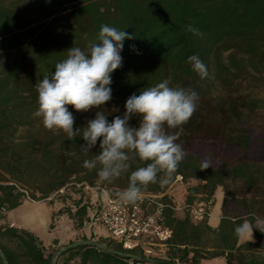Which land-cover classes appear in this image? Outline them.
I'll list each match as a JSON object with an SVG mask.
<instances>
[{
    "label": "trees",
    "instance_id": "1",
    "mask_svg": "<svg viewBox=\"0 0 264 264\" xmlns=\"http://www.w3.org/2000/svg\"><path fill=\"white\" fill-rule=\"evenodd\" d=\"M103 25L134 38L124 41L122 67L112 73V99L101 109L89 112H77L68 106L75 117L74 129L94 119L98 110L109 122L117 115L122 117L128 97L164 80H169L171 87L193 89L199 99L189 122L182 130L166 127L169 134L181 133L176 143L186 156L168 183H160L164 173H159L157 182L142 192L169 191L179 175L186 181L201 180L198 187L188 188L189 202L195 201L198 193L210 200L223 187V216L216 229L209 220L194 223L187 215L181 218L172 211L165 212V222L173 229L169 257L179 259L181 264H202L203 259L220 256L226 257V264H264V232L257 229L264 226L257 225L256 214L257 206L260 213L264 211V199L233 198L228 186L229 180H240L243 187L256 188L264 176V133L256 139L251 131L257 125L253 118L264 110V98L254 90L239 87L245 80L264 84V0H0V140L22 124L43 126L42 119L33 116L38 108L36 83L54 73L55 65L66 59L68 49L79 47L87 52L89 44L97 42ZM187 25L203 35L186 31ZM191 55H198L206 65L208 77L201 79L193 71L187 59ZM139 121V116H133L129 125L138 127ZM257 126L264 132V123ZM214 140L231 143L237 151L230 163L226 154L201 170L205 160L201 151L192 147ZM65 143L62 147L55 140L50 144L30 141L40 160L29 155L22 164L16 151L8 149L7 155L13 151L8 164L13 165L12 171L23 173L32 168L45 169L51 179L42 189L43 199H47L66 188L78 174L74 169L83 167L85 160L100 151L98 141L85 154L81 136L67 138ZM142 166L145 163L138 158L130 161L129 170L122 174L123 188L128 187L131 172ZM98 168L77 182L94 185ZM4 182L0 178L1 219L27 198L16 184ZM230 203L245 212L228 214ZM80 204L74 215L88 218V206ZM244 220L252 224L255 243H240L235 234ZM208 235L214 237L212 246L205 241ZM127 253L139 258L127 257ZM56 254V250L49 252L33 232L0 224V264H176L149 260L143 252L127 250L113 240L84 242L66 248L59 257Z\"/></svg>",
    "mask_w": 264,
    "mask_h": 264
},
{
    "label": "clouds",
    "instance_id": "2",
    "mask_svg": "<svg viewBox=\"0 0 264 264\" xmlns=\"http://www.w3.org/2000/svg\"><path fill=\"white\" fill-rule=\"evenodd\" d=\"M186 31L203 35L192 25H187ZM133 38L123 30L103 25L97 42H91L87 52L79 47L68 49L66 59L55 65L54 73L36 83L38 108L33 113L54 134L63 132L68 140L81 136L85 141L81 145L85 154L99 141V154L85 160L83 167L93 170L99 166L97 174L101 182L112 183L129 170L130 161L134 159L144 162L145 166L131 172L128 187L117 193L124 203L139 200L142 189L156 183L159 173H164L160 180L162 185L171 180L186 152L176 143L181 133L169 134L166 127L182 130L196 111L199 99L193 89L171 87L170 81L164 80L141 90L139 95L133 93L128 97L122 117L117 115L109 122L104 112L98 110L94 119L74 129L75 117L68 106L77 112H89L101 109L112 99V73L122 67L120 53L124 41ZM187 59L201 79L208 77L207 67L198 55ZM133 116L140 117L138 127L129 125ZM209 167L205 161L201 170ZM235 234L239 238L252 237L251 222L244 220L237 225Z\"/></svg>",
    "mask_w": 264,
    "mask_h": 264
},
{
    "label": "rangeland",
    "instance_id": "3",
    "mask_svg": "<svg viewBox=\"0 0 264 264\" xmlns=\"http://www.w3.org/2000/svg\"><path fill=\"white\" fill-rule=\"evenodd\" d=\"M239 87H242L243 90H254L257 95L264 98V84L256 85L252 84L249 80H245ZM253 123H255V125L264 123V110L261 111L260 115L253 118ZM257 125L253 126L251 129L256 139L264 133ZM66 139L67 136L63 132L54 134L40 124L27 123L19 125L16 129L7 132V135H4L3 140H0V178L5 179L6 182H4V184H16L19 188L27 190L31 197L24 200V202L27 203L25 206L8 212L5 219L0 218V224L3 226L10 225L18 228H21L19 226H23L24 224L27 228L38 234L40 240L49 252L54 250L57 251L56 257H59L70 244L78 242L84 243L85 241L100 242L103 240H111L105 230H98L90 226L89 214L88 218H85L82 214L74 215L79 209V203H81V206L87 205L91 197V191L86 192V190L78 188L75 183H78L77 179L80 177L91 176L94 169L88 170L84 167L77 166L74 171H77L78 174H75L71 178V181L66 188L59 192L52 193L47 199H43L42 189H44L51 180L47 171L45 169L43 170V168H32L29 172L24 173L19 172L18 170L12 171L13 165L8 164V161H10L13 151H16L17 160L20 164L25 163V160L29 155L35 160H40V156L35 152L34 146L29 144L30 141L41 140L50 144L52 140H55L57 144L63 147L66 146ZM11 148L13 151L9 152L7 155L6 151ZM192 149H199L201 151V157L210 163L218 162L222 156H225L226 154L229 156V159L226 160L230 163L231 157L237 151L233 144H226L220 140H214L211 142L202 141L198 145L193 146ZM45 166L47 165L45 164ZM12 172L14 174H12ZM191 181V187H198L202 184L199 179H191ZM124 182L122 175L114 179L112 183L101 182L99 181L98 174L93 181L94 185L103 184L108 186L115 195L125 189L122 186ZM243 184L244 183L240 180L228 181V186L233 198L242 200L244 197H248L249 200L255 198L257 201L264 199V176H261L260 185L256 188H245L243 187ZM168 188L169 192L174 194L178 200H182V198L185 197L187 198L190 191V189H187V192L184 193V189L179 183L170 185ZM223 191V187L218 191L216 205V197L206 200L207 195L200 193L194 195L195 200L205 201L211 204L212 211L214 212L212 217L213 220H215L221 213ZM42 204H44V206L46 205L50 211L53 210L51 221L47 226V233L50 235V240H48L45 229L41 225V217L38 219L33 213L34 211L36 214L37 211L40 213V211L35 208L40 207ZM30 207H34L32 213H29ZM41 210L44 212L43 209ZM258 210H260V206L256 207L257 225L264 226V211L260 213ZM241 212H245L244 208L233 206V204L230 203L228 214L237 215V213ZM30 214H32L33 218L35 217V221L31 220ZM177 216L183 218L185 217V214L180 213ZM10 219L15 220L17 224L10 222ZM37 220L40 221L39 224H36ZM89 230L90 232L88 234L86 231ZM95 232H97V234H95ZM205 241L212 246L214 237L208 235ZM157 249L159 250L157 251L158 256L162 257V255H164L162 250L164 251L166 249H164V247H157ZM62 259L63 258L60 257L59 261H62ZM179 264H181V262Z\"/></svg>",
    "mask_w": 264,
    "mask_h": 264
},
{
    "label": "built area",
    "instance_id": "4",
    "mask_svg": "<svg viewBox=\"0 0 264 264\" xmlns=\"http://www.w3.org/2000/svg\"><path fill=\"white\" fill-rule=\"evenodd\" d=\"M191 182L179 175L175 183H179L185 193L191 187ZM75 185L86 192L91 191L87 204L90 226L105 230L111 240L122 244L127 250L143 252L149 260L180 263L179 259L171 258L167 253L169 242L173 238V229L165 222L166 211H172L174 216L183 213L194 223L209 220L212 214L210 203L199 200L189 202L186 197L178 200L169 191L142 192L135 203H124L106 185H92L85 181ZM20 190L27 198H31L28 191L22 188ZM157 247L166 249L162 250V257L158 256Z\"/></svg>",
    "mask_w": 264,
    "mask_h": 264
},
{
    "label": "crops",
    "instance_id": "5",
    "mask_svg": "<svg viewBox=\"0 0 264 264\" xmlns=\"http://www.w3.org/2000/svg\"><path fill=\"white\" fill-rule=\"evenodd\" d=\"M220 189L221 188H219L217 190V192H216V194L214 196V197H216V203H215V205L217 204V200H218V198H217L218 195L217 194H218V191ZM223 201H224V192H223V197H222V202H221V213H220V215L218 217H216L215 220H213L212 217H213L214 212L212 211L211 217L209 218V225L211 227L215 228V229L219 227L220 222H221V218L223 216V213H222V204H223ZM26 204L27 203L24 202L19 208L25 206ZM43 206H44V204L40 205V207H38V208H35L36 210H39L40 213L38 211H37V214H36L35 211L33 212L34 207L33 208L32 207L29 208V213H32L33 212L35 214V216L38 217V219L41 217L40 218L41 219V225L45 229V232H46V235H47L48 240H50V237H49L50 235L47 233L48 232L47 231V226H48V223L51 221L52 214H53V210L50 211L49 208L46 205L44 207ZM41 209H43L44 212ZM38 213H39V215H38ZM30 218H31L32 221H35L36 220L35 217L33 218L32 214H30ZM10 222L16 223V221L15 220H12V219H10ZM39 222L40 221L37 220L36 221V224H39ZM19 227L24 228V229H27V230L33 232L34 234H36V232H34L31 229L27 228L24 224H23V226H19ZM98 230H101V229H98ZM86 232H88V234H89L90 230L89 231H86ZM36 235L38 236V234H36ZM247 241H251L253 243H255L257 241L256 240V236L254 234V231H253L252 237L251 236H247V237L240 238V243H244V242H247ZM226 263H227L226 257H223V256L209 258V259H203L202 260V264H226Z\"/></svg>",
    "mask_w": 264,
    "mask_h": 264
},
{
    "label": "water",
    "instance_id": "6",
    "mask_svg": "<svg viewBox=\"0 0 264 264\" xmlns=\"http://www.w3.org/2000/svg\"><path fill=\"white\" fill-rule=\"evenodd\" d=\"M86 243H92V241H85ZM94 243V242H93ZM79 244H81L80 242H78V243H74V244H70V245H68V247H75V246H78ZM119 254H123V253H121V252H119ZM127 257H134V258H139L138 256H136V255H133V254H130V253H127V254H125Z\"/></svg>",
    "mask_w": 264,
    "mask_h": 264
}]
</instances>
